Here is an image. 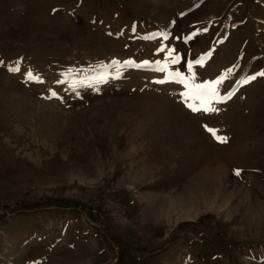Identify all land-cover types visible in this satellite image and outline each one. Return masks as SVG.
<instances>
[{
  "label": "rangeland",
  "instance_id": "1",
  "mask_svg": "<svg viewBox=\"0 0 264 264\" xmlns=\"http://www.w3.org/2000/svg\"><path fill=\"white\" fill-rule=\"evenodd\" d=\"M261 72L264 0H0V264H264Z\"/></svg>",
  "mask_w": 264,
  "mask_h": 264
},
{
  "label": "snow or ice",
  "instance_id": "2",
  "mask_svg": "<svg viewBox=\"0 0 264 264\" xmlns=\"http://www.w3.org/2000/svg\"><path fill=\"white\" fill-rule=\"evenodd\" d=\"M191 38H192L191 36L188 37V39H191ZM169 56H172V52H169ZM179 59L180 58L178 56L174 57L172 59V63L179 62ZM145 63H147V61H145ZM196 63L199 64V63H201V61L197 60ZM189 67H191V64L189 65ZM15 70H18V69H15ZM228 71L230 72L231 69H229ZM177 75H179V74H177ZM258 75L264 76V72L258 73ZM27 76L29 79H35L37 81H39V79H40L39 76H34L32 72H28ZM225 79H226L225 76H221L215 81L205 82L203 84L195 85V98L201 101V105L200 106H194L192 104H189L188 107L191 108V110L194 112H199V111H205V112L213 111V112H215V111H218V109L214 108L212 105H213L214 101L217 103L221 102V101L217 100L218 86L220 84H222ZM255 79H256V76H252L250 78H246L243 81V83H249L251 80H255ZM189 98H191V97H189ZM207 131H209L218 142H221V143L227 142V137L219 136L217 134V130L212 129V128H207ZM240 172H241V170L237 169L235 171V174L237 176H239Z\"/></svg>",
  "mask_w": 264,
  "mask_h": 264
}]
</instances>
